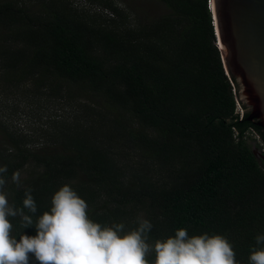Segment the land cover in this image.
<instances>
[{"label":"trees","instance_id":"1","mask_svg":"<svg viewBox=\"0 0 264 264\" xmlns=\"http://www.w3.org/2000/svg\"><path fill=\"white\" fill-rule=\"evenodd\" d=\"M157 1L166 12L132 27L114 18L98 23L66 0H0V77L52 94L82 91L98 108L94 117L113 118L97 124L114 132L94 134L93 121L91 135L75 127L35 150L0 124V191L22 208L30 190L35 222L67 184L103 226L123 223L130 231L146 219L149 245L180 228L190 236L219 234L238 264H248L255 237L264 234V159L244 138L252 130L264 144V130L244 105L238 112V85L223 65L211 0ZM87 2L120 14L110 0ZM120 142L148 165L126 171L115 152ZM9 219L11 236L35 235L19 216ZM146 259L151 264L155 253Z\"/></svg>","mask_w":264,"mask_h":264},{"label":"clouds","instance_id":"2","mask_svg":"<svg viewBox=\"0 0 264 264\" xmlns=\"http://www.w3.org/2000/svg\"><path fill=\"white\" fill-rule=\"evenodd\" d=\"M5 171L0 167V173ZM12 178L17 180L18 174ZM4 183L0 177V188ZM87 207L66 184L54 193L50 209L34 222L37 206L30 190L25 192L22 208L10 205L0 191V264H30V258L36 264H150L146 259L150 251L155 253L151 264H238L225 236L207 232L190 236L180 228L173 236L149 245L150 221L141 220L136 228L125 231L123 223L103 226L94 222ZM17 216L24 229L34 227L35 235L24 233L19 239L10 235L9 218ZM255 242L258 247L250 252L248 264H264V234H258Z\"/></svg>","mask_w":264,"mask_h":264},{"label":"rangeland","instance_id":"3","mask_svg":"<svg viewBox=\"0 0 264 264\" xmlns=\"http://www.w3.org/2000/svg\"><path fill=\"white\" fill-rule=\"evenodd\" d=\"M120 12L119 16L113 17L111 12L106 10L99 2L94 4L87 0H66L72 9H77L84 16L89 15L97 19L98 23H108L114 18L118 24L129 22L132 27L138 23H144L156 16L166 12V7L157 0H110ZM81 94V95H80ZM83 95V96H82ZM97 106L92 105L91 99H86L82 91L71 87L66 92L52 94L48 90H37L29 82L20 87L15 83L3 80L0 77V124L5 126L11 132L25 137L30 149H40L44 145H51L53 141L61 137L62 133L73 132V128H80L85 134L91 135L90 128L95 121L94 134L98 135L107 132L113 134L107 129V125L102 126L98 121H108L113 119L109 113L103 118L94 117L93 110ZM105 113V109L102 111ZM238 112L242 115L245 111L239 106ZM107 130V132H106ZM0 133V139L2 138ZM247 145L256 154L258 159L264 155V144L260 136L252 130L245 134L244 138ZM116 146L115 152L120 154L118 160L120 165L126 168V171L139 169L141 165H148L140 157L137 150L129 144L120 142ZM121 147V148H120ZM156 171V169H155ZM153 172L156 173V172ZM156 178L161 174L157 172ZM22 173V179L26 178ZM162 178V177H161Z\"/></svg>","mask_w":264,"mask_h":264},{"label":"water","instance_id":"4","mask_svg":"<svg viewBox=\"0 0 264 264\" xmlns=\"http://www.w3.org/2000/svg\"><path fill=\"white\" fill-rule=\"evenodd\" d=\"M212 1L223 65L238 85L236 101L247 108L248 120L264 130V0Z\"/></svg>","mask_w":264,"mask_h":264},{"label":"bare ground","instance_id":"5","mask_svg":"<svg viewBox=\"0 0 264 264\" xmlns=\"http://www.w3.org/2000/svg\"><path fill=\"white\" fill-rule=\"evenodd\" d=\"M212 6H213V1L211 0V3H210Z\"/></svg>","mask_w":264,"mask_h":264}]
</instances>
